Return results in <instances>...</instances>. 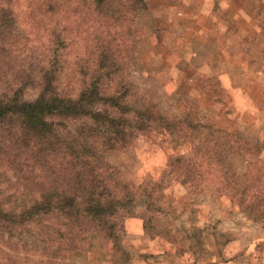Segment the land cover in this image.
<instances>
[{
  "label": "rangeland",
  "instance_id": "374dc122",
  "mask_svg": "<svg viewBox=\"0 0 264 264\" xmlns=\"http://www.w3.org/2000/svg\"><path fill=\"white\" fill-rule=\"evenodd\" d=\"M133 7L98 33L118 48L129 116L170 119L189 112L233 133L234 143H263L253 155L231 154L239 172L245 158L263 159L264 0H143ZM69 35L74 42L63 57L71 61L86 35ZM20 56L0 68V91L22 84L24 97L32 99L36 83H24L30 60ZM79 123L65 120L61 129ZM174 135L154 123L106 154L113 179L126 185L115 190L123 196L114 218L117 240L92 229L71 244L73 235L51 214L41 222L0 221V264H264V221L248 218L221 192L212 164L196 169L193 178L166 172L170 157L193 155L191 141ZM18 175L0 157L4 209L19 211L39 197L38 181Z\"/></svg>",
  "mask_w": 264,
  "mask_h": 264
},
{
  "label": "trees",
  "instance_id": "16d2710c",
  "mask_svg": "<svg viewBox=\"0 0 264 264\" xmlns=\"http://www.w3.org/2000/svg\"><path fill=\"white\" fill-rule=\"evenodd\" d=\"M142 2L0 0V57L5 61L0 68H9L12 56L23 54L30 60L24 83L34 82L38 90L32 99L24 97L22 84L0 91V157L20 179L37 180L40 188L39 197L19 211L4 209L0 203V221L41 222L51 214L61 218L65 232L73 235L71 244L92 229L117 240L114 218L123 196L115 190L126 185L113 179L106 154L154 123L193 146L190 157H170L166 172L181 170L193 178L196 169L212 164L221 192L248 218L264 221V158H245L242 172L231 158V154L260 152L263 143H234L233 133L201 123L189 112L184 118L170 119L129 116L133 109L127 100L129 88L120 79L118 48L98 33L107 25L111 30L125 8H138ZM70 30L86 35L79 55L71 61L63 57L74 42L67 38ZM65 120L80 123L63 131Z\"/></svg>",
  "mask_w": 264,
  "mask_h": 264
}]
</instances>
